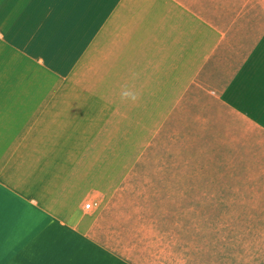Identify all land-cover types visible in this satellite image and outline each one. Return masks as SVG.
I'll return each instance as SVG.
<instances>
[{
	"label": "crops",
	"instance_id": "obj_1",
	"mask_svg": "<svg viewBox=\"0 0 264 264\" xmlns=\"http://www.w3.org/2000/svg\"><path fill=\"white\" fill-rule=\"evenodd\" d=\"M0 264H264V0H0Z\"/></svg>",
	"mask_w": 264,
	"mask_h": 264
},
{
	"label": "clouds",
	"instance_id": "obj_2",
	"mask_svg": "<svg viewBox=\"0 0 264 264\" xmlns=\"http://www.w3.org/2000/svg\"><path fill=\"white\" fill-rule=\"evenodd\" d=\"M139 78V73L132 72L131 80H136ZM118 98L123 104H137L142 98V93L137 90L132 84L125 82L120 86L118 92Z\"/></svg>",
	"mask_w": 264,
	"mask_h": 264
},
{
	"label": "built area",
	"instance_id": "obj_3",
	"mask_svg": "<svg viewBox=\"0 0 264 264\" xmlns=\"http://www.w3.org/2000/svg\"><path fill=\"white\" fill-rule=\"evenodd\" d=\"M89 206H90V203H86V204L84 205L85 208H89Z\"/></svg>",
	"mask_w": 264,
	"mask_h": 264
}]
</instances>
